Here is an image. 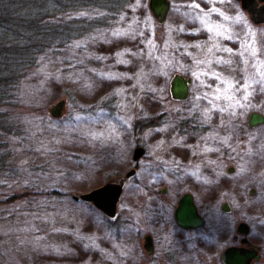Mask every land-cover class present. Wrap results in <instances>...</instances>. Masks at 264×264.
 Wrapping results in <instances>:
<instances>
[{"label":"rangeland","instance_id":"374dc122","mask_svg":"<svg viewBox=\"0 0 264 264\" xmlns=\"http://www.w3.org/2000/svg\"><path fill=\"white\" fill-rule=\"evenodd\" d=\"M168 1L162 25L148 0L55 2L44 12L51 47L5 111L0 195L28 196L6 207L0 264H164V226L184 193L206 221L190 242L206 251L204 238L229 231L234 213L254 215L248 191L259 171L229 163L224 131L226 88L243 77L245 18L234 0ZM174 73L192 80L186 102L168 97ZM60 100L63 116L51 118ZM136 146L145 154L133 162ZM130 169L114 220L71 198ZM224 202L230 214L219 211Z\"/></svg>","mask_w":264,"mask_h":264},{"label":"flooded vegetation","instance_id":"af4514ba","mask_svg":"<svg viewBox=\"0 0 264 264\" xmlns=\"http://www.w3.org/2000/svg\"><path fill=\"white\" fill-rule=\"evenodd\" d=\"M234 1L245 18L247 40H243L244 47L241 65L242 67L244 65V67L241 72L243 75L241 77L242 82L239 84L230 83L226 88V102L228 104L225 120L226 130H224L227 133L228 139V149L226 151L228 155L226 157L230 159L229 163L234 161L236 164L241 163L246 168L259 171L256 178V183H260L259 187H257L258 189L252 187L248 191L250 197L258 198L257 210H254V215L248 219L245 214L234 213L231 217L234 226L229 231L218 232L216 229H213L204 238V240L210 242V247L206 251L201 248L203 242H190L191 240H199L196 234L205 228L206 221L199 214L193 196L190 193L182 194L176 201L171 215L172 227L168 229L169 226H164V264H225L226 260H232L234 253L240 256V261L250 257L247 264H264V23L253 24L249 19V15L242 10L240 3L236 0ZM263 6L264 2L256 1L257 9ZM182 76L190 79L184 75ZM170 80L168 82V97L172 100L169 94ZM190 87L191 84L189 86L188 98L182 102H186L189 99ZM172 101L182 103L181 101ZM138 147L140 146H136L134 149ZM228 159L226 162H228ZM221 160L218 157L215 163H225ZM233 171L234 169L232 167H227L226 169V173L228 174L233 173ZM185 194L192 196L197 213L203 219L204 225L199 229H184L178 226L175 221V209L180 198ZM161 195L163 194L161 193ZM224 205L227 206L228 210L224 211ZM219 211L224 214H230L232 212L226 202L220 206ZM241 224L245 228H240ZM151 239L153 254L152 236ZM182 253L189 255V258L178 257ZM225 253L226 257L224 259L223 256Z\"/></svg>","mask_w":264,"mask_h":264},{"label":"trees","instance_id":"16d2710c","mask_svg":"<svg viewBox=\"0 0 264 264\" xmlns=\"http://www.w3.org/2000/svg\"><path fill=\"white\" fill-rule=\"evenodd\" d=\"M66 1L76 0H0V177L9 161L1 140L3 137L7 142L11 131L3 126L5 118L10 117L5 111L17 98L20 83L35 66L37 54L51 47L47 38L53 25L48 26V14L44 12L54 6L52 3ZM27 31L33 33L27 36ZM27 196L28 193L0 195L1 225L7 217L6 207Z\"/></svg>","mask_w":264,"mask_h":264},{"label":"water","instance_id":"95a60500","mask_svg":"<svg viewBox=\"0 0 264 264\" xmlns=\"http://www.w3.org/2000/svg\"><path fill=\"white\" fill-rule=\"evenodd\" d=\"M240 3L241 8L249 15V19L253 24L264 23V6L259 9L256 8L257 0H236ZM264 2V0H259ZM148 10L152 18L158 25H162L165 21L167 12L169 10L168 0H148ZM190 79L184 78L180 74H174L170 80L169 94L172 100L185 101L189 95ZM64 100L58 101L49 109L51 118L58 119L64 113ZM144 155L143 148H136L132 153V161H138ZM135 170L128 171L123 177L112 179L106 184L93 189L83 194H72L71 198L75 202H84L93 206L96 210L102 213L107 219L114 220L117 216V205L122 195L123 187L127 180L133 177ZM163 193V191H161ZM224 211L228 210L224 205ZM174 218L178 226L184 229H199L204 225L203 219L197 213L193 204V199L190 194L183 195L175 209ZM245 226L241 224L240 228ZM143 249L146 255L152 254V239L150 235L143 237ZM226 257V253L223 258ZM225 259V258H224ZM248 259L240 261V256L236 253L233 254L232 260L225 261V264H247Z\"/></svg>","mask_w":264,"mask_h":264}]
</instances>
